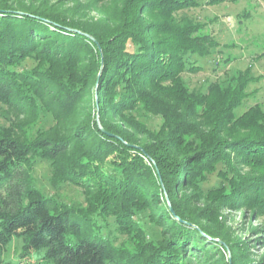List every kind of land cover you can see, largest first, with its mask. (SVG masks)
I'll use <instances>...</instances> for the list:
<instances>
[{
    "label": "trees",
    "instance_id": "1",
    "mask_svg": "<svg viewBox=\"0 0 264 264\" xmlns=\"http://www.w3.org/2000/svg\"><path fill=\"white\" fill-rule=\"evenodd\" d=\"M197 5L0 0V104L23 125L41 113L55 119L53 129L34 137L24 127L0 130V257L19 238L18 264H32L33 250H46L37 264H229L227 251L231 264H264L192 208L206 175L224 164L225 185L209 192L218 195L211 200L264 212V113L254 106L235 116L249 70L206 93L181 79L200 70L192 57H206L218 44L179 17ZM140 112L160 116V128L148 130L136 119ZM197 118L204 124L196 126ZM232 154L254 175L239 174ZM37 160L49 162L54 187L80 189L85 206L36 189ZM144 212L160 228L151 240L136 220ZM111 231L127 244L116 245Z\"/></svg>",
    "mask_w": 264,
    "mask_h": 264
},
{
    "label": "rangeland",
    "instance_id": "2",
    "mask_svg": "<svg viewBox=\"0 0 264 264\" xmlns=\"http://www.w3.org/2000/svg\"><path fill=\"white\" fill-rule=\"evenodd\" d=\"M55 1L51 0V3ZM23 2L28 3L31 0H23ZM197 2L196 7L182 10L178 15L198 26L199 35H208L218 44L210 55L203 58L192 57L191 60L196 59V65L201 68L196 73L187 71L182 73L181 79L184 85L194 93H206L211 84L226 85L232 75L248 69L251 81L245 89L247 96L235 110V116H241L254 106H258L264 113V2L259 0H222L214 3H210V0H197ZM94 14L91 13L97 17ZM30 66V62L24 64V67ZM84 100L90 104L93 97H85ZM89 108L92 111V107ZM135 116L150 131H157L162 123L160 116H151L143 112ZM193 123L196 126L204 124L198 118ZM53 124L55 119L51 114L41 113L36 118L32 117L30 124L23 125L5 105L0 104V130L2 131L18 133L20 128L17 127H24L21 132L34 137L37 133L53 129ZM56 131L57 128L54 132ZM231 157L232 164L239 174L244 177L254 175L253 168L242 164V160L233 154ZM224 171L226 166L219 164L214 172L206 175V180L200 185L202 192L190 194L192 208L201 210L200 219L211 218L209 221H212L213 225H223L232 240L245 242L250 247L249 254L252 260L264 259V212L256 215L255 212L252 213V210L244 208L229 209L211 200V198H218V195L211 193L212 196H210L209 192L225 185V180L220 175V172ZM52 174L48 161H35L32 169L34 187L43 194L55 196L69 205L85 206V195L80 189L68 184L54 187ZM227 175L230 177L231 173ZM136 220L144 229L150 225L155 230L153 237L160 233V228L149 222L148 212L141 213ZM198 221L200 225L206 222ZM111 236L115 238V244L119 245L120 238L124 235L111 231ZM21 247L22 240L14 238L1 253L0 259L11 264H18ZM226 255L228 263L231 264L228 251Z\"/></svg>",
    "mask_w": 264,
    "mask_h": 264
},
{
    "label": "clouds",
    "instance_id": "3",
    "mask_svg": "<svg viewBox=\"0 0 264 264\" xmlns=\"http://www.w3.org/2000/svg\"><path fill=\"white\" fill-rule=\"evenodd\" d=\"M154 229L151 228L150 225L146 226L145 228V240H151L154 234ZM19 239V238H18ZM127 237L123 236L120 238V243L127 244ZM46 254V250H33L30 254V260L32 261V264H37L39 260H41L44 255Z\"/></svg>",
    "mask_w": 264,
    "mask_h": 264
},
{
    "label": "water",
    "instance_id": "4",
    "mask_svg": "<svg viewBox=\"0 0 264 264\" xmlns=\"http://www.w3.org/2000/svg\"><path fill=\"white\" fill-rule=\"evenodd\" d=\"M90 38L93 39L92 37H90ZM97 123H98V126H99L100 130L102 132H105L104 129L101 127L100 123H99L98 117H97Z\"/></svg>",
    "mask_w": 264,
    "mask_h": 264
}]
</instances>
